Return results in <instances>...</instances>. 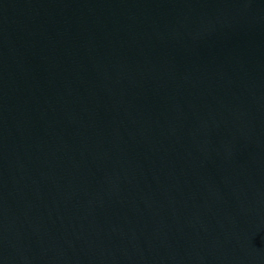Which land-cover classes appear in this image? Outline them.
I'll return each instance as SVG.
<instances>
[{
	"label": "water",
	"instance_id": "water-1",
	"mask_svg": "<svg viewBox=\"0 0 264 264\" xmlns=\"http://www.w3.org/2000/svg\"><path fill=\"white\" fill-rule=\"evenodd\" d=\"M0 264H264V0H0Z\"/></svg>",
	"mask_w": 264,
	"mask_h": 264
}]
</instances>
